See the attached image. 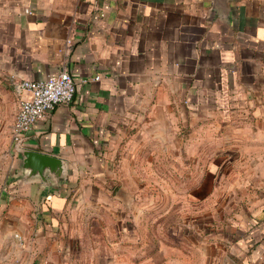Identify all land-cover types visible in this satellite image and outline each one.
I'll list each match as a JSON object with an SVG mask.
<instances>
[{
  "label": "crops",
  "instance_id": "0c3cea01",
  "mask_svg": "<svg viewBox=\"0 0 264 264\" xmlns=\"http://www.w3.org/2000/svg\"><path fill=\"white\" fill-rule=\"evenodd\" d=\"M62 69L18 148L14 82ZM177 175L195 218L137 195ZM0 264H264V0H0Z\"/></svg>",
  "mask_w": 264,
  "mask_h": 264
},
{
  "label": "built area",
  "instance_id": "2783aa9c",
  "mask_svg": "<svg viewBox=\"0 0 264 264\" xmlns=\"http://www.w3.org/2000/svg\"><path fill=\"white\" fill-rule=\"evenodd\" d=\"M14 87L18 95V111L13 140L18 148L39 119L45 117L58 104L71 102L76 91L75 80L67 69L45 79L16 80Z\"/></svg>",
  "mask_w": 264,
  "mask_h": 264
},
{
  "label": "rangeland",
  "instance_id": "374dc122",
  "mask_svg": "<svg viewBox=\"0 0 264 264\" xmlns=\"http://www.w3.org/2000/svg\"><path fill=\"white\" fill-rule=\"evenodd\" d=\"M20 157H21V154L18 153L17 158H16L18 164L20 163L19 162ZM198 176L199 175H197V174H193L192 175L193 181L198 180L199 179ZM183 181H184L183 177L181 175H177V189L176 190L163 189L162 187H158L157 189L145 191L144 193L137 192V195H139V197L144 196L145 198H149V199H157V201L160 203H162L164 201V203L159 206L161 213H165L167 211L168 206H165L164 204L167 202V198L170 196V198H172V200H173L170 202V205H169L170 210H174L176 215H181L183 213H191L192 218H195V216H197L199 214V211L203 210L205 207L201 206L200 202L198 200H194V199L192 200L191 206L185 207L183 205L184 204L183 198L187 197V194H188L187 191L179 189V187L182 185ZM192 197L194 198V191H192ZM174 200H175V204L173 205L172 203H174ZM207 208L210 209L209 206ZM212 208L215 209V207H212ZM188 211H190V212H188ZM209 216L211 217L210 214H209ZM182 221H183V217L180 216L179 223H177V224H181ZM18 237H16L17 238V239H15L16 241L20 240ZM177 237H178V235H177Z\"/></svg>",
  "mask_w": 264,
  "mask_h": 264
},
{
  "label": "water",
  "instance_id": "95a60500",
  "mask_svg": "<svg viewBox=\"0 0 264 264\" xmlns=\"http://www.w3.org/2000/svg\"><path fill=\"white\" fill-rule=\"evenodd\" d=\"M23 165L40 174H43L46 168L58 173L63 170V162L60 157L33 149L23 150Z\"/></svg>",
  "mask_w": 264,
  "mask_h": 264
}]
</instances>
